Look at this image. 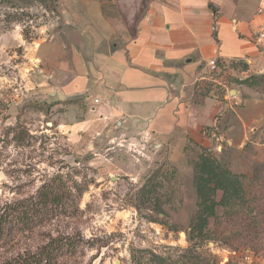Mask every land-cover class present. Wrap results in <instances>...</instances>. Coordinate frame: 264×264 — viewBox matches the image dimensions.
<instances>
[{
  "label": "crops",
  "instance_id": "obj_1",
  "mask_svg": "<svg viewBox=\"0 0 264 264\" xmlns=\"http://www.w3.org/2000/svg\"><path fill=\"white\" fill-rule=\"evenodd\" d=\"M57 3L63 27L40 46L41 59L49 95L80 101L69 129L104 126L111 143L137 136L171 161L189 144L208 148L218 159L226 153L237 175L264 162V143L254 139L264 93L240 83L264 75V0ZM213 59L225 70L217 83L208 79Z\"/></svg>",
  "mask_w": 264,
  "mask_h": 264
},
{
  "label": "rangeland",
  "instance_id": "obj_2",
  "mask_svg": "<svg viewBox=\"0 0 264 264\" xmlns=\"http://www.w3.org/2000/svg\"><path fill=\"white\" fill-rule=\"evenodd\" d=\"M11 4L22 10L9 9ZM58 7L57 0H0V207L34 192L45 175L59 170L68 184L82 182L84 187L79 201L83 236L98 238L95 246L107 241L93 264H129L133 249H185L196 203L189 163L192 155L171 161L167 152L158 151L153 142L137 136L111 143L104 126L94 125L86 131L82 125V131L69 129L77 116L70 106L80 101H57L49 95L53 79L41 59L42 45L63 27ZM13 12L26 16L20 23L9 21L7 14ZM17 124L27 130L24 147L11 140L9 130ZM62 124L75 132L70 133ZM254 139L264 141V128ZM247 149L252 155L253 149ZM219 157L227 161L226 153ZM158 168L168 170L161 189L166 198L164 225L148 222L154 215L133 206L134 193ZM212 229L209 220L207 233ZM210 249L220 264L230 258L231 264H264V252L255 255L249 251L230 253L214 246ZM95 253L91 250L88 257Z\"/></svg>",
  "mask_w": 264,
  "mask_h": 264
},
{
  "label": "trees",
  "instance_id": "obj_3",
  "mask_svg": "<svg viewBox=\"0 0 264 264\" xmlns=\"http://www.w3.org/2000/svg\"><path fill=\"white\" fill-rule=\"evenodd\" d=\"M8 8L22 10L15 4ZM7 15L9 21L16 23L26 16L24 12ZM240 83L264 93V75L250 76ZM50 107L48 104L47 108ZM9 133L16 146L26 145L27 130L23 126L17 124ZM208 133L209 129L205 130ZM183 153L193 158L189 163L196 197L186 233L187 247L166 248L163 252L133 249L129 264H220V259L208 247L210 242L214 248L230 253L262 254L264 162L254 163L251 175H237L208 148L189 144ZM167 174L168 170L162 168L154 170L133 195L136 210H147L154 215L148 222L165 223L166 198L161 189ZM44 177L34 192L0 207V264H93L107 241L95 246L99 239L85 238L79 230L82 182L68 184L59 170ZM209 220L213 227L210 234L206 231ZM93 249L96 253L88 257ZM231 263L232 258L225 264Z\"/></svg>",
  "mask_w": 264,
  "mask_h": 264
},
{
  "label": "built area",
  "instance_id": "obj_4",
  "mask_svg": "<svg viewBox=\"0 0 264 264\" xmlns=\"http://www.w3.org/2000/svg\"><path fill=\"white\" fill-rule=\"evenodd\" d=\"M208 67H209L208 79L212 83H217L221 74L225 71L224 68L220 67L217 63V60L215 59L208 61Z\"/></svg>",
  "mask_w": 264,
  "mask_h": 264
},
{
  "label": "water",
  "instance_id": "obj_5",
  "mask_svg": "<svg viewBox=\"0 0 264 264\" xmlns=\"http://www.w3.org/2000/svg\"><path fill=\"white\" fill-rule=\"evenodd\" d=\"M208 246H209L210 248H213L214 245H213V243L210 242V243L208 244Z\"/></svg>",
  "mask_w": 264,
  "mask_h": 264
}]
</instances>
